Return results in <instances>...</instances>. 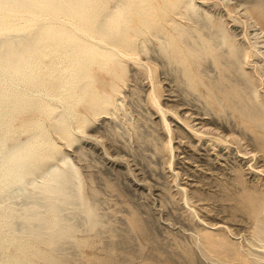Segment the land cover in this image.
Returning a JSON list of instances; mask_svg holds the SVG:
<instances>
[{"label":"bare ground","instance_id":"obj_1","mask_svg":"<svg viewBox=\"0 0 264 264\" xmlns=\"http://www.w3.org/2000/svg\"><path fill=\"white\" fill-rule=\"evenodd\" d=\"M242 1L0 0V264H86L82 247L104 230L110 231L105 247L111 260L126 262L117 252L123 235L102 206L104 191L63 145H75L83 160L84 143L96 139L112 155L91 127L100 117L128 115L127 98L136 94L126 88L136 93L138 85L129 82L143 76L151 83L149 111L162 113L167 132L156 150L177 178L176 131L159 97L160 68L171 67L205 113L229 127L206 126L205 118L192 123L195 115L173 111L182 132L264 160V0ZM210 6L226 9L243 35ZM139 121L128 117L122 123L138 137ZM257 160L250 165L264 175ZM105 185L121 190L108 178ZM178 187L207 225L191 203L193 191ZM244 192L249 234L239 240L234 228L217 221L195 233L196 247L215 264H264V188ZM125 216L131 230L147 229L134 208Z\"/></svg>","mask_w":264,"mask_h":264},{"label":"rangeland","instance_id":"obj_2","mask_svg":"<svg viewBox=\"0 0 264 264\" xmlns=\"http://www.w3.org/2000/svg\"><path fill=\"white\" fill-rule=\"evenodd\" d=\"M213 1L215 0H210V2ZM232 1L241 3L242 0ZM210 8H217V12L221 11L220 13H223L229 21V25L231 21V28L235 29L239 35H243V26L230 20L226 9L222 6H210ZM238 11L243 12V10ZM249 32L253 33L254 31L249 28ZM242 38L240 41L244 42V38ZM247 65V69L251 70V64L248 63ZM169 68L171 67L160 68L158 72L161 80L158 92L162 103L169 109L167 117L170 121L172 120V126L175 127L176 131L173 142L176 143L175 166L176 170L180 172L179 178L175 177L169 163L156 150L155 142L160 144L167 132L162 127L164 123L162 113L156 110H153V113L149 111L147 106L149 103L147 104L145 97H148V93L151 91V83H147L148 80L145 81L147 78L143 76L135 79L136 81L129 82L130 86L138 85L136 93H132L133 86L126 88V92L132 91L131 94H136L127 98L130 106L128 115L124 117L121 113L119 115L120 120L118 118L100 117L91 127L98 139L105 141L113 156L106 152L105 154L102 144L95 143L97 142L96 139L84 143L86 146L84 151L87 155L80 154L83 160H79L75 145L72 146L73 148L63 145V148L73 153L75 159L82 164L85 172L94 173L95 185L104 191L101 197L105 201L102 206L104 211L107 210L105 211L108 214L106 217H109L111 226L117 228V231L123 235L118 236L119 240L117 241L121 248L117 252L128 258L126 262L111 260L107 252L108 249L106 250V244L111 241L110 231L104 230V233L99 232L97 236L91 234L90 243L82 247L84 254L82 257L86 264H215L217 262L215 258L204 257L199 247H196L195 233L198 228L206 225V223L195 216L192 207L185 203L179 191V185H186L190 189V193L193 191L191 203L198 209L200 217L204 218L206 222L208 221L207 225L216 223V221L219 224L227 223L236 231V238L240 234L241 237L243 234H249L248 231H250L252 222L247 217L244 189L247 187L264 188V175L258 173L257 169L250 165L251 162L254 164L258 159V165L261 166L260 162H262L264 166V160L259 155L252 160V156L249 157L250 153L247 154V157L237 155L238 153L234 149L232 151L223 146L215 147L210 141L203 143L198 137L184 133L185 131L182 132L180 129L182 121L177 118L173 111L177 110L176 112L182 117L195 115L193 117L195 121L192 123H198L205 118L204 122L210 121L205 124L206 126L210 124L212 127L213 125L220 126L224 131H228L229 127L226 125L225 119L221 121L217 117L216 119L214 115H207L202 108L199 97L195 95L196 93L188 92L184 84L178 83L176 76L172 73L173 69ZM138 90L140 91L139 94ZM149 106L152 107V104L150 103ZM128 117H134V119L140 117L139 130L141 132H139V138L133 133L132 126H129L132 128L129 131L122 123ZM197 126H201V124ZM236 132V134L241 133L238 128H236ZM112 138L113 140H111ZM245 141V139L241 141L240 149L245 146L242 150L246 149L247 142ZM259 158L262 159L259 160ZM250 166L251 168H249ZM107 178L118 183L121 190L112 191L111 188L106 187ZM130 208H134L138 212L142 225L147 228V231L144 229L145 233L144 230L137 232L138 228L136 232L130 229L125 216ZM241 237L238 239L241 240ZM192 250L196 251L197 255H192V257L190 254ZM120 255L117 253L115 257L118 258ZM129 258L132 259L129 260Z\"/></svg>","mask_w":264,"mask_h":264}]
</instances>
